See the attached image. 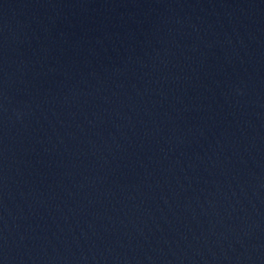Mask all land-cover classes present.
Returning <instances> with one entry per match:
<instances>
[{"label": "water", "instance_id": "obj_1", "mask_svg": "<svg viewBox=\"0 0 264 264\" xmlns=\"http://www.w3.org/2000/svg\"><path fill=\"white\" fill-rule=\"evenodd\" d=\"M0 264H264V0H0Z\"/></svg>", "mask_w": 264, "mask_h": 264}]
</instances>
